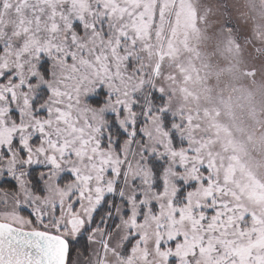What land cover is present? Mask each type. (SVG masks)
I'll use <instances>...</instances> for the list:
<instances>
[{"label":"snow or ice","instance_id":"obj_1","mask_svg":"<svg viewBox=\"0 0 264 264\" xmlns=\"http://www.w3.org/2000/svg\"><path fill=\"white\" fill-rule=\"evenodd\" d=\"M0 264H264V0H0Z\"/></svg>","mask_w":264,"mask_h":264}]
</instances>
